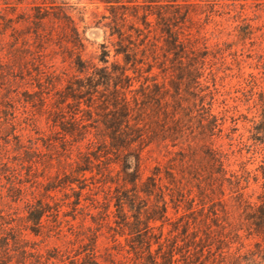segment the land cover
I'll use <instances>...</instances> for the list:
<instances>
[{
  "label": "rangeland",
  "instance_id": "1",
  "mask_svg": "<svg viewBox=\"0 0 264 264\" xmlns=\"http://www.w3.org/2000/svg\"><path fill=\"white\" fill-rule=\"evenodd\" d=\"M262 91L264 0H0V264H149L124 225L138 206L156 217L159 263L174 249L172 264H248L260 238L235 189L207 178L205 151L221 150L227 170L258 167L264 143L249 137ZM127 101L136 141L117 115ZM209 109L221 130L201 125ZM118 121L127 131L114 146ZM260 180L243 189L251 201ZM40 200L50 207L35 234L25 216Z\"/></svg>",
  "mask_w": 264,
  "mask_h": 264
},
{
  "label": "trees",
  "instance_id": "2",
  "mask_svg": "<svg viewBox=\"0 0 264 264\" xmlns=\"http://www.w3.org/2000/svg\"><path fill=\"white\" fill-rule=\"evenodd\" d=\"M157 0H149V2H154ZM162 18V17H161ZM164 31H166L169 34L170 37V44H172L174 53L176 55H180L181 52L183 51V47L178 40V37L173 33V31L169 28H166ZM122 51H117V53H121ZM125 52V51H123ZM128 53L125 52V59H129ZM107 62V61H105ZM85 68L82 67L80 71H84ZM126 74V69L123 68L121 70V77H128ZM199 71H195L194 73L192 72V78L191 82H196L197 84L199 83V78L201 75H199ZM91 78V76L89 77ZM121 81L114 82V87H115V92L119 93L120 89L119 87L123 88V83L122 85L120 84ZM100 82H96V84H90V86L93 88H97ZM121 93V92H120ZM74 96V95H73ZM124 98V101L126 100V96H122ZM128 103L125 102V104L122 106L121 111L118 112L117 115H120V120L126 121V128H131L132 132L127 133L124 137L128 138V141H136L137 138H140L142 134L140 133L141 128L139 125V122H135L134 125L131 127L130 121H129V114L131 113L130 108L126 106ZM256 113L251 119L253 122L252 128L250 129L251 131V136L249 137L250 139H253L255 143H264V92L262 91L260 93L259 100L256 101ZM178 112H175V115ZM119 117H115L119 119ZM218 116L212 112L211 109L207 110L206 113H203L200 123L203 126H207L210 131H215V129H220L221 130V123L218 120ZM113 124V125H107L109 137L111 138V143L114 146H118V140H123V135L125 131H127L121 123ZM123 142V141H122ZM205 158L209 161L210 164V170L208 171V176L207 178L209 181H211V184H214V181L220 185H224L225 181L228 182L230 189H235L238 193L237 195V200L239 203V206L242 208V223L245 224L246 229L248 230V234L252 236L259 237L260 240L256 241L255 243V249L252 250L249 254L251 255L252 259H246L248 264H262L261 261H257L256 256H261L263 258L264 255V159L261 161V163L256 167L254 170H249L247 168H243L240 170H227L225 167V161L223 160L222 156V151L214 148V147H207L205 151ZM132 157L135 158L136 160V166L138 167L139 162H140V155L138 153L136 154H131ZM129 156V157H131ZM130 160V159H129ZM127 161L126 167L128 169L132 168V163L130 161ZM86 170V169H84ZM136 171V172H135ZM133 172H130L129 174L134 178L133 180L135 181L137 178V173L138 169ZM251 178L255 182L261 181V187H262V192L258 194L257 198L258 200L256 201H251L249 198H247L244 194V190L246 187L249 186ZM155 183L152 182V186ZM145 192H151L149 189L145 190ZM129 206L131 209L135 208L134 201L129 200L128 201ZM123 206V205H122ZM49 203H44L43 201H36L34 202H28L27 203V214L25 216V219L27 222H30L31 224L29 225L28 228H30L35 234H38V230L36 228L42 226L43 218L48 212L49 208ZM141 208V207H140ZM139 206L136 208L138 215L135 216V221L131 222L128 218V216L124 217V225L127 226L133 236V239L131 240L132 243H130V246L132 250L137 254L140 252H146L149 264H172L175 259H174V249H171V253L169 257H165V260L162 263H159L158 257L153 254V243L156 242L158 243L159 247L156 249V253L158 254L160 250L163 248V243L160 241V239H156L153 242V237L151 235V227L150 222L151 219L155 220L156 217H148L147 220H141L139 214L141 213V209ZM167 212V202L164 203L162 206V216H165ZM216 214L217 212L214 211ZM127 215V214H125ZM0 228L4 227L5 224H8L9 222L5 221L4 214L2 211H0ZM0 230H6L5 228L0 229ZM188 231L187 228L184 229V233ZM2 231H0V234ZM17 235H14L12 237V240L15 243L20 244V238L16 237ZM197 236V235H196ZM10 243L9 237H3L2 235L0 236V246H8ZM26 248V247H24ZM263 254V255H262ZM139 256V255H138ZM248 258V257H247ZM240 261V260H239Z\"/></svg>",
  "mask_w": 264,
  "mask_h": 264
}]
</instances>
